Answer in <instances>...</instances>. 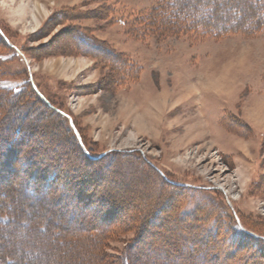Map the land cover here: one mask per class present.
<instances>
[{
  "label": "rangeland",
  "instance_id": "374dc122",
  "mask_svg": "<svg viewBox=\"0 0 264 264\" xmlns=\"http://www.w3.org/2000/svg\"><path fill=\"white\" fill-rule=\"evenodd\" d=\"M255 1L221 0L209 18L224 27L241 17L223 16L231 2L249 13ZM161 4L0 0V87L21 97L11 110L1 94L0 108L5 121L25 115L0 142V181L16 189L23 173L67 171L50 187L25 185L12 218L16 204L0 196L2 264L90 262L78 225L119 226L95 240L105 257L91 264L259 260L249 241L237 245L245 234L264 242V30L172 31L150 16Z\"/></svg>",
  "mask_w": 264,
  "mask_h": 264
},
{
  "label": "trees",
  "instance_id": "16d2710c",
  "mask_svg": "<svg viewBox=\"0 0 264 264\" xmlns=\"http://www.w3.org/2000/svg\"><path fill=\"white\" fill-rule=\"evenodd\" d=\"M221 0H219L218 2H220ZM236 1V0H235ZM218 2H212L209 3L208 1L205 0H197V4L195 6H190L189 1L188 0H162V4L155 9H152L150 12V16H153V19L155 22H160L161 24L166 25L167 27H169L172 31H182L185 32L186 30H195V28H202L203 31L206 32V34H212L214 36H218V35H224L227 33H232V32H246L249 34V32L251 33H255L257 31H262L264 30V0H257L255 1L254 5L251 7L250 12L246 13V12H241L239 10L238 13H236L235 10V6H236V2L234 3H230L232 5H230V7H233V11L228 10V13L223 16H234L231 15L230 13L233 12L235 13V16H241L239 18L233 19L232 22L229 24H226V26L221 27L217 25L216 20L214 19H210L209 16H219L216 12H217V8H218ZM239 3V2H238ZM207 7H209L208 9H210V11H204L202 9H207ZM237 7V6H236ZM210 14V15H209ZM238 14V15H237ZM254 16V17H253ZM252 19V20H251ZM178 28V29H177ZM96 52V51H94ZM6 96L7 101L9 102V106L11 107L10 109L12 110L13 104H14V100H17L20 97V93L19 91H16L15 88H13V90L10 89H6V88H2L0 87V95ZM39 101H41L40 99H38ZM42 102V101H41ZM43 106L47 108V110H51L53 111V109H51L46 103H43ZM1 107V106H0ZM9 109V108H8ZM55 112V111H53ZM7 113V114H6ZM27 112H24V114H26ZM56 113V112H55ZM8 115V110H4L0 108V142H5L4 139L8 138L11 136V132L12 129L15 128V132L18 133L19 129L22 127V123L21 120L25 117V115H21L20 116V121L17 122H10V121H5V117ZM22 118V119H21ZM25 134L24 135H28L27 131H24ZM9 143V142H8ZM5 148L4 151L6 154H8L9 152V148L7 146V144H4ZM75 147V152H79V154L81 156V150L79 149L78 145H74ZM73 151V150H72ZM72 151L70 153H72ZM83 152V151H82ZM84 153V152H83ZM16 153H13L10 158H12L13 160L16 161L17 156ZM85 159L87 160L88 164H92V165H97L100 164L102 162V159L104 160L105 158H107V154L103 155L97 159H92L90 158V156H86L85 155ZM2 165V164H1ZM28 166V165H25ZM52 165L53 168H49L47 170H43L44 171H40L38 173L32 172L30 174L28 173H23V176H20L22 179H18L20 180L19 183H21L16 189L15 188H10L8 180H4V181H0V196L4 197L7 196V198L9 197L10 199L8 201H12L14 202V204H16V206L12 207L10 209L11 212V218H12V214L19 211L20 208V201L18 200V198H13V196H17L19 194L24 195L25 194V185L27 184H31L35 190H38L39 187H41L40 185H42L39 180L40 178H42V180L45 178L44 180V184L47 183V185L50 187L53 182L58 181V179H60L59 174L61 176H63V178L65 177L67 171H65V167L63 165L60 164H56ZM62 166V168L64 167V169H60L59 167ZM107 166H103L102 169L105 170L104 168ZM26 168V167H24ZM55 168V169H54ZM25 172V171H24ZM40 173V174H39ZM191 195H194V192H191ZM197 197V196H196ZM36 196L33 197V201L32 203H35L37 201ZM10 202V203H12ZM28 206V205H27ZM30 208V206H28ZM21 209V208H20ZM31 209V208H30ZM9 214H6V216ZM73 214H70V216L72 218H74V216H72ZM19 217V216H18ZM11 218H8L9 222L12 221ZM14 219V218H13ZM16 220L18 218H15ZM19 219H22V217H20ZM8 220L4 221V222H8ZM83 222H79L80 225H82ZM56 224V223H55ZM217 225V224H216ZM84 225H82L79 228V225L77 227V229H82V234L79 235L80 237L78 238V241H80V239L82 241H85V243H88L89 241L92 243H98L95 240H101L100 237L104 238L105 235L109 234V233H114V232H118L117 229H119V226L114 227L112 229L109 230H92L91 228L88 227H83ZM216 226L213 227V229L216 230L215 228ZM212 228V226H211ZM60 229H63L61 226L57 227V231H59ZM60 232V231H59ZM62 232V231H61ZM89 234V235H88ZM93 237L94 239H90L88 237ZM70 237V236H68ZM2 238H0V242L2 241ZM72 238V237H70ZM70 238L68 240H70ZM77 238V237H76ZM251 238L246 234L241 237V241L238 242V247L239 249H243L242 244L244 242V240L249 241V243L251 244V248L257 251V256L259 258V260L262 259V261H264V242L260 241V240H250ZM73 245L77 244V239L72 240ZM79 243V242H78ZM90 243L88 246H90L91 250H94L96 253H94L92 251L91 254L87 255V259L90 260V262L87 261L86 264H91L93 261H100L102 260L105 256L101 255V251L100 248L103 246L102 243L101 245L99 244H92ZM242 243V244H241ZM248 243V244H249ZM241 244V245H240ZM94 245V246H93ZM97 245V248L96 246ZM242 246V247H241ZM239 249H236L235 251H238ZM7 249H2L0 248V264L3 263V261L6 259H9V254L8 251H6ZM127 255V254H126ZM126 255L124 257H126ZM262 256V257H261ZM255 258V257H254ZM253 258V260H254ZM127 259V258H126ZM258 259H255L254 262H252V264H257ZM63 261V260H62ZM61 261V262H62ZM60 262H57L56 264H59ZM7 264H16L14 263H10L7 262ZM62 264H65L64 262ZM125 264H128L127 261H125ZM234 264H243V262H241V260L236 261V263L234 262ZM262 264V263H260Z\"/></svg>",
  "mask_w": 264,
  "mask_h": 264
},
{
  "label": "snow or ice",
  "instance_id": "6c2138e0",
  "mask_svg": "<svg viewBox=\"0 0 264 264\" xmlns=\"http://www.w3.org/2000/svg\"><path fill=\"white\" fill-rule=\"evenodd\" d=\"M60 31V28H54L51 32V34H45L44 37H43V40H40L39 38H37V44H40V43H47L49 40H51L57 32Z\"/></svg>",
  "mask_w": 264,
  "mask_h": 264
},
{
  "label": "bare ground",
  "instance_id": "6f19581e",
  "mask_svg": "<svg viewBox=\"0 0 264 264\" xmlns=\"http://www.w3.org/2000/svg\"><path fill=\"white\" fill-rule=\"evenodd\" d=\"M223 87H225V86H223ZM201 97V93H200V95H199V98ZM198 98V99H199ZM216 103V102H215ZM212 104V103H211ZM198 107H199V110L201 111V117L203 118L204 116H203V113H204V110H205V108H204V105L201 103V101H198ZM207 107L208 108H210V105H208L207 104ZM221 107V106H220ZM208 113V112H207ZM207 113H205V119H208L207 117H206V114ZM212 115V114H211ZM211 115H210V113H209V116L211 117ZM46 255V254H45Z\"/></svg>",
  "mask_w": 264,
  "mask_h": 264
},
{
  "label": "water",
  "instance_id": "95a60500",
  "mask_svg": "<svg viewBox=\"0 0 264 264\" xmlns=\"http://www.w3.org/2000/svg\"><path fill=\"white\" fill-rule=\"evenodd\" d=\"M97 159V158H96Z\"/></svg>",
  "mask_w": 264,
  "mask_h": 264
}]
</instances>
